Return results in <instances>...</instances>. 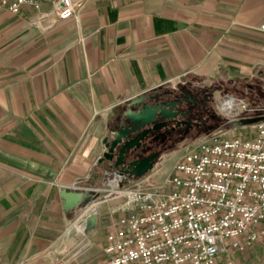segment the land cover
<instances>
[{
  "label": "crops",
  "instance_id": "crops-1",
  "mask_svg": "<svg viewBox=\"0 0 264 264\" xmlns=\"http://www.w3.org/2000/svg\"><path fill=\"white\" fill-rule=\"evenodd\" d=\"M49 8L0 11V264L107 255L115 208L99 206L77 235L85 207L73 219L60 190L96 180L132 98L197 76L264 77V0H83L68 18ZM214 264H264V237Z\"/></svg>",
  "mask_w": 264,
  "mask_h": 264
},
{
  "label": "built area",
  "instance_id": "built-area-1",
  "mask_svg": "<svg viewBox=\"0 0 264 264\" xmlns=\"http://www.w3.org/2000/svg\"><path fill=\"white\" fill-rule=\"evenodd\" d=\"M42 2L59 18L83 6V0H0V11H37ZM237 103L261 110L250 114L261 118L247 133L205 132L184 146L162 179H132L115 190L124 198L122 212L108 225L107 255L91 264H214L221 251L245 250L264 237V106L223 96L225 110ZM91 211L85 208L83 218Z\"/></svg>",
  "mask_w": 264,
  "mask_h": 264
},
{
  "label": "flooded vegetation",
  "instance_id": "flooded-vegetation-1",
  "mask_svg": "<svg viewBox=\"0 0 264 264\" xmlns=\"http://www.w3.org/2000/svg\"><path fill=\"white\" fill-rule=\"evenodd\" d=\"M142 98L129 101L110 126L109 134L127 129L126 138L137 136V141L122 154L119 164L117 144L112 157H103L107 169L130 178V162L151 157L153 166L161 155L182 140L199 135L216 123V114L206 88L194 83L164 86L142 93ZM144 120V123H140ZM102 157V155H101Z\"/></svg>",
  "mask_w": 264,
  "mask_h": 264
},
{
  "label": "rangeland",
  "instance_id": "rangeland-1",
  "mask_svg": "<svg viewBox=\"0 0 264 264\" xmlns=\"http://www.w3.org/2000/svg\"><path fill=\"white\" fill-rule=\"evenodd\" d=\"M194 84L201 85L208 90L213 110L220 118V123L216 127L212 129L209 128L199 135L208 131L222 130L226 132L225 134L232 136L236 134H245L252 129V126L250 125L251 123H243L241 119L252 117L250 114L260 113L261 110H246L240 107L237 103L234 109L227 111L222 105L223 96L225 94H229L234 96L236 99H242L249 107L254 105L257 107L264 106V103L254 105L251 103L253 99L252 95H255L256 98L260 97V95H264V77H252L249 79H196ZM199 135L182 140L178 143V145L164 152L158 162L155 163L154 166L141 177L132 176L130 178H126L122 177L118 173H114L106 167H99L97 169L98 176L96 180L92 181L90 185H83L84 188H94L97 195L90 203H88L89 205L86 204L79 206L72 210L74 214L73 219L76 217V211L78 212L81 209H84V207L90 208V210H92L90 213H97V208L99 206H108L113 209L115 208V211H112L111 213L112 217L105 223L108 228L109 223L116 219V217L122 212V210L119 209V206L123 202L124 198L117 195L115 190L129 184L132 179L141 178L143 179V183L151 180L162 179V177H164V175L172 168V165L182 152L184 146ZM80 229L82 230L80 231ZM75 231L77 232L75 233L77 235L84 234L83 227L81 225H77V229H75Z\"/></svg>",
  "mask_w": 264,
  "mask_h": 264
},
{
  "label": "water",
  "instance_id": "water-1",
  "mask_svg": "<svg viewBox=\"0 0 264 264\" xmlns=\"http://www.w3.org/2000/svg\"><path fill=\"white\" fill-rule=\"evenodd\" d=\"M142 94L132 98L130 101L135 102L138 99L142 98ZM260 116H252L249 118H243L241 121L243 123H252L257 120H259ZM140 123H144V120H141ZM126 128H121L119 131H113L112 136H105L103 138L105 143V150L102 154V157L100 156L99 161L102 160L103 157H112V151L114 150L115 146L117 144H121L120 149L118 150L119 157L115 162V166L119 164V161L122 158V154L124 151L129 150L131 146L137 141V136H133L131 138H126ZM131 169L129 170L130 176L133 177H141L145 173H147L152 167L153 162L151 160V157H143L140 160H133L130 162ZM60 195L63 199V207L66 211L74 210L79 206L86 205L90 203L95 196L97 195V192L94 188H68L64 187L60 190ZM98 218V214L96 212L89 213L85 219H84V225H83V231L84 233H89Z\"/></svg>",
  "mask_w": 264,
  "mask_h": 264
},
{
  "label": "trees",
  "instance_id": "trees-1",
  "mask_svg": "<svg viewBox=\"0 0 264 264\" xmlns=\"http://www.w3.org/2000/svg\"><path fill=\"white\" fill-rule=\"evenodd\" d=\"M195 80L197 79V80H200V79H202L201 77H199V76H197V77H195L194 78ZM257 90H258V88H257ZM253 96V99H252V104L254 105V104H261V103H264V95H260V97H255V95H252ZM255 97V98H254ZM216 123L213 125V126H211L210 128L212 129V128H214V127H216L220 122H219V116L218 115H216Z\"/></svg>",
  "mask_w": 264,
  "mask_h": 264
},
{
  "label": "bare ground",
  "instance_id": "bare-ground-1",
  "mask_svg": "<svg viewBox=\"0 0 264 264\" xmlns=\"http://www.w3.org/2000/svg\"><path fill=\"white\" fill-rule=\"evenodd\" d=\"M89 205V204H88ZM86 208V207H85ZM82 214V213H81ZM78 222V221H77ZM82 222V221H81ZM79 223V222H78ZM75 224V223H74ZM80 224V223H79ZM77 227V226H76ZM82 229H80V231H81ZM85 246V245H84Z\"/></svg>",
  "mask_w": 264,
  "mask_h": 264
}]
</instances>
